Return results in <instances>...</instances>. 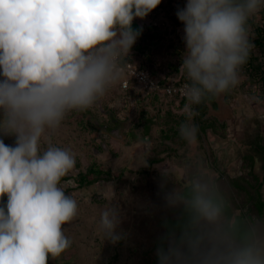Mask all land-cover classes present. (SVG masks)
Listing matches in <instances>:
<instances>
[{
    "label": "clouds",
    "instance_id": "9594fccd",
    "mask_svg": "<svg viewBox=\"0 0 264 264\" xmlns=\"http://www.w3.org/2000/svg\"><path fill=\"white\" fill-rule=\"evenodd\" d=\"M161 0H0V264H47L70 245L63 225L77 201L61 186L75 166L70 150L51 143L70 110H84L121 74L141 34L133 28ZM264 0H186L177 8L187 82L180 135L194 142V105L238 82L249 54L248 19ZM3 136H14L6 144ZM147 138H145L146 140ZM46 144V146H43ZM146 163V160H145ZM162 175L169 177L163 170ZM182 210L156 249L157 264H264V215L231 216L209 176L194 174L165 194ZM117 207L100 217L104 237L120 238Z\"/></svg>",
    "mask_w": 264,
    "mask_h": 264
},
{
    "label": "rangeland",
    "instance_id": "374dc122",
    "mask_svg": "<svg viewBox=\"0 0 264 264\" xmlns=\"http://www.w3.org/2000/svg\"><path fill=\"white\" fill-rule=\"evenodd\" d=\"M185 3L186 0H175L170 8H157L143 19L136 18L134 21L141 28L154 25L160 30L171 31L163 46L171 42L183 54V50L179 48L183 42V24L175 13ZM174 50L175 48H171L168 54L156 51L159 58L149 62V67L154 69L155 63L160 64L162 59L167 58L162 65L165 69L171 58L170 53ZM240 69L238 82L229 88L226 96L224 92L221 93L222 104L219 103L218 108L210 112L219 124L226 123L225 132L221 128L216 131L208 128L203 137H196L194 142L187 141L181 135L167 143L161 142L157 127L152 128L151 136H146L145 141L140 138L138 130V136H132L136 114L133 102L128 98L111 102V106L119 109L118 116L121 120L128 118L121 133H95V137L91 136V144H85L78 138L79 132L75 125L74 133L69 129L71 125L68 123L71 122L65 119L66 115L58 127L48 130L46 136L51 143L70 150L75 157V166L67 175L74 176L78 172L86 171L91 162L101 165L111 173L109 178L82 189L72 180L61 182L66 193L77 201L78 210L76 216L62 226L65 235L71 240V245L66 249L68 253H61L57 257L50 256L49 259H55L57 264H142L143 252L151 249L155 238L159 237L156 231L157 222L179 208L169 207L164 199L165 194L176 187V184L183 186L194 174L206 175L215 181L229 214L243 212L245 219L250 218L254 203H246L245 193L235 189L230 182L239 178L242 160H245L243 157L253 154L254 142L264 141V91L254 82L247 81ZM160 71L154 76L159 77L164 70ZM125 79L127 75L121 72L119 82ZM111 87L115 89L117 84L114 83ZM110 92L113 93L110 90L106 95L110 96ZM109 96L99 97L94 104L100 107ZM127 107L128 110H125ZM103 117L104 115H100V119ZM5 137L3 139L8 144L15 143L14 136ZM166 145L169 147L163 150ZM156 158L159 160H153ZM255 158L254 173L260 179L261 163L258 157ZM163 170L169 177L162 175ZM121 171L123 174L120 180H116L115 177ZM245 179L250 178L247 176ZM161 180L172 187L159 190V186L163 184ZM154 183L156 187L153 186ZM243 184L252 194L255 193L250 184ZM262 193L264 199V187ZM107 207H117L119 210L120 223L116 231L120 238L116 242L104 237L100 228L101 213ZM255 216L252 211V217Z\"/></svg>",
    "mask_w": 264,
    "mask_h": 264
},
{
    "label": "trees",
    "instance_id": "16d2710c",
    "mask_svg": "<svg viewBox=\"0 0 264 264\" xmlns=\"http://www.w3.org/2000/svg\"><path fill=\"white\" fill-rule=\"evenodd\" d=\"M174 1L175 0H161V3L153 10H156L157 8L168 9L171 7V4ZM247 26L250 48L248 58L246 62L240 66V70L247 81L254 82L257 87L264 91V7H261L258 13L254 14L248 19ZM132 27L134 29L141 28L139 23L134 20ZM170 32L171 31L167 32V29L160 30L154 25L143 27L141 34L130 49L128 56H122L119 63L124 64L127 61H131L135 64H138L139 68L149 71L151 75H155L161 72L160 70H164L159 74L164 75L165 77V80L160 82L164 85L166 84L167 80H171L172 82L174 80L179 82H187L185 72L180 69V65L182 63V54L177 51V48L174 47L171 42L168 45L163 46V42ZM179 46V48L184 52V41L181 42ZM171 48H175V50L170 53L171 58L167 61L165 69L162 68V65L164 64V60H167V58L164 60L162 59L160 64L155 65V63L153 65L155 66L154 69L149 67V62L151 63L154 59L157 60L159 58L156 51L159 53L162 51L168 54ZM135 52L141 56L139 57ZM115 83L117 84V88L114 89L113 87L109 86L103 96H109L106 94L110 90H112L113 93L110 92L111 95L101 103L100 107L93 104L92 107H88L84 110L74 109L66 113L65 119H68L69 122H71L68 123V125H71L69 129L72 131V133H74L77 128L79 132L78 138L81 141H83L85 144H91V136L94 135L95 137V133L112 135V131H119L120 133L122 132L124 125L128 121V118L121 120V118L118 116L119 109L111 106V102L119 98H128L133 102L136 120L135 131H131L132 136L135 137L137 135L136 130H138L140 132V138L145 141L146 136H151V130L153 127H157V134L160 140H162L161 142L165 141V143H167L180 135V124L188 121L187 115L182 110L184 104L187 102L186 99H182L177 95L168 96L161 92L144 91L132 78H129L128 87L125 89L122 88L119 80H117ZM228 91L229 89L223 93L224 96L228 94ZM222 98L223 96L221 94L209 95L200 104L193 106L196 111V115L192 117L191 122L197 126V138L201 139L208 128L213 129V131L221 128L222 132H225L227 128L226 123L222 122L219 124L217 118L210 115V112L217 109L219 103L223 102ZM125 110H128V107ZM100 115H104L103 119H100ZM2 138L6 139L5 136ZM4 142L8 144L6 140H4ZM168 147L169 146L163 150L167 149ZM253 154L243 157L245 160H242L241 174L238 178L241 180V182L238 179H234L233 181L231 180L230 183L235 189L245 193L246 203H254L252 206V211L255 212L256 216H259L264 215V199L262 193L264 187V141L254 142ZM255 157H258V160L261 163L262 177L260 179L254 173V165L256 161ZM153 160L159 159L156 158ZM110 174L111 173L108 170H105L101 165L91 162L86 171L78 172V174L74 176L65 175L62 177L61 182L63 180H72L78 188L82 189L93 185L99 180H105L109 178V176H111ZM122 174L123 171H121L120 174L115 177V179L120 180ZM144 175H146V173H144ZM247 176L250 179L246 180L245 178ZM161 182H163V184L159 186L160 188H158L161 191L168 187H172L171 185L169 186L166 181L164 182L161 180ZM243 182L250 184V188L255 191V193L252 194L251 191L244 186ZM153 186L156 187V184L154 183ZM5 201L6 197L3 200H0V204H3ZM175 210L172 211L174 215H168L161 221L157 222L156 231L158 232L159 237L155 238L151 249H146V251L143 252L142 264H157L156 249L163 242L162 238L170 230L178 225L180 216L182 214V210L180 208H176ZM252 211L251 214H249L250 218L252 217ZM230 215L237 217L240 220L245 219L243 212L240 214ZM142 223L144 224L143 220ZM139 224L140 223H136V225ZM67 253V250H65L62 254L66 255ZM47 264H57V261L55 259H49Z\"/></svg>",
    "mask_w": 264,
    "mask_h": 264
},
{
    "label": "built area",
    "instance_id": "2783aa9c",
    "mask_svg": "<svg viewBox=\"0 0 264 264\" xmlns=\"http://www.w3.org/2000/svg\"><path fill=\"white\" fill-rule=\"evenodd\" d=\"M121 72L127 75V79L121 82L122 88H127L129 84V78L135 80L138 86L144 91H156L161 92L168 96L177 95L182 99H186L184 96V85L186 81L167 80L166 84H161V81L165 80L164 75L159 77L151 75L146 69L139 68L138 65L131 61H127L121 65Z\"/></svg>",
    "mask_w": 264,
    "mask_h": 264
}]
</instances>
